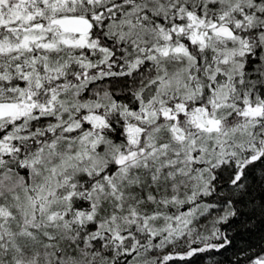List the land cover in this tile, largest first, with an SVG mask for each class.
I'll return each mask as SVG.
<instances>
[{"label": "snow or ice", "instance_id": "snow-or-ice-1", "mask_svg": "<svg viewBox=\"0 0 264 264\" xmlns=\"http://www.w3.org/2000/svg\"><path fill=\"white\" fill-rule=\"evenodd\" d=\"M0 264H264V0H0Z\"/></svg>", "mask_w": 264, "mask_h": 264}]
</instances>
